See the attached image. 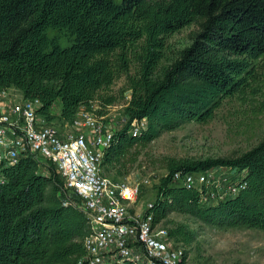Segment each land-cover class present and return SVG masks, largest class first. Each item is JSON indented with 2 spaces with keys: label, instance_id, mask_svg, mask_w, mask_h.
I'll return each instance as SVG.
<instances>
[{
  "label": "trees",
  "instance_id": "16d2710c",
  "mask_svg": "<svg viewBox=\"0 0 264 264\" xmlns=\"http://www.w3.org/2000/svg\"><path fill=\"white\" fill-rule=\"evenodd\" d=\"M192 24V43L155 77L165 38ZM49 32H64L67 45ZM130 53L140 69L130 80L127 124L113 135L103 164L181 123L206 121L244 86L252 63L264 54V0H0V89L36 99L47 120L58 99L59 119L72 121L78 107L125 72ZM141 119L145 130L132 136L128 127ZM213 167L237 169L244 187L231 198L202 204L197 190L171 182L175 173ZM2 173L0 264H76L88 224L52 167L42 175L36 163L23 159ZM156 189L145 212L154 225L175 212L212 227L264 231V138L236 157L171 167ZM168 235L181 245L194 239L180 225Z\"/></svg>",
  "mask_w": 264,
  "mask_h": 264
},
{
  "label": "built area",
  "instance_id": "2783aa9c",
  "mask_svg": "<svg viewBox=\"0 0 264 264\" xmlns=\"http://www.w3.org/2000/svg\"><path fill=\"white\" fill-rule=\"evenodd\" d=\"M36 99H24L14 89H0V184L2 171L30 159L37 172L47 175L48 166L64 189L78 200L88 234L81 242L83 255L76 264H182L186 252L168 231L154 225L152 216L134 210L139 186L129 179H110L101 171V161L113 134L103 118L82 113L78 133H62L39 112ZM146 120H135L127 132L139 136ZM224 169L226 171L224 172ZM232 168L213 167L203 172L175 173L174 185L199 192L200 203H218L235 196L244 187ZM68 201L62 202L65 206Z\"/></svg>",
  "mask_w": 264,
  "mask_h": 264
},
{
  "label": "rangeland",
  "instance_id": "374dc122",
  "mask_svg": "<svg viewBox=\"0 0 264 264\" xmlns=\"http://www.w3.org/2000/svg\"><path fill=\"white\" fill-rule=\"evenodd\" d=\"M196 31L197 26L192 24L165 38L163 57L155 77H160L178 59L180 52L192 43ZM48 35H55L60 46L67 45L69 40L64 32H49ZM128 59L125 72L98 92V96L87 106L78 107L72 121L59 119L60 105L56 99L49 109L53 127L62 133L76 134L80 128L75 127L73 122H81L80 115L89 113L95 118H103L113 135L122 131L127 124L125 109L132 94L130 80L140 69L136 56L130 53ZM252 65L253 73L244 86L232 96L225 97L206 121L181 123L173 131L161 133L152 142L131 148L112 165L101 161V171L105 176L115 180L129 179L139 186L140 198L134 206L135 211L142 212L153 203L156 188L171 167L236 157L263 140L264 54ZM105 99L111 102L105 104ZM230 175L240 177L235 168ZM68 198L71 199V196L68 195ZM177 225L183 226L194 237L190 244H182L186 252L182 264H264V231L245 227H212L175 212L168 214L158 228L169 231Z\"/></svg>",
  "mask_w": 264,
  "mask_h": 264
},
{
  "label": "crops",
  "instance_id": "0c3cea01",
  "mask_svg": "<svg viewBox=\"0 0 264 264\" xmlns=\"http://www.w3.org/2000/svg\"><path fill=\"white\" fill-rule=\"evenodd\" d=\"M59 105H60V103H59ZM59 110H60V107H59Z\"/></svg>",
  "mask_w": 264,
  "mask_h": 264
}]
</instances>
